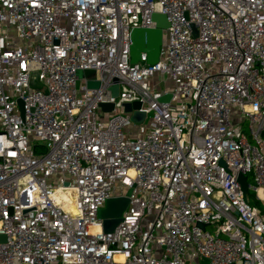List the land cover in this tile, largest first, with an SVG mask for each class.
<instances>
[{"label": "built area", "instance_id": "1", "mask_svg": "<svg viewBox=\"0 0 264 264\" xmlns=\"http://www.w3.org/2000/svg\"><path fill=\"white\" fill-rule=\"evenodd\" d=\"M241 174L264 205V0H0V264H264Z\"/></svg>", "mask_w": 264, "mask_h": 264}, {"label": "water", "instance_id": "2", "mask_svg": "<svg viewBox=\"0 0 264 264\" xmlns=\"http://www.w3.org/2000/svg\"><path fill=\"white\" fill-rule=\"evenodd\" d=\"M155 23L154 29H135L132 32V45H131V63L137 64L142 57V54L147 55V62L150 65L156 64L159 61L161 48L164 43V31L170 28V23L167 17L163 14H154L152 17ZM192 30L195 36L197 31L194 26ZM94 72H78L79 79L89 78ZM79 85V84H78ZM101 83L98 81H88L87 87L89 89H100ZM112 97H118L119 87L115 86L111 89ZM171 96H165L160 101L167 102ZM23 111V103L19 102ZM114 104H101L100 108L104 112H112L114 110ZM126 113L132 114L131 121L135 124H142L146 115L139 112L141 103H128L124 105ZM239 182L242 185V190L247 195L250 185L248 178L244 175L239 176ZM134 188H131L125 197L112 198L107 201L105 208L99 211V219L103 222V231L105 234L113 233L121 222L123 213L129 206V198L132 195ZM3 239V237H1Z\"/></svg>", "mask_w": 264, "mask_h": 264}, {"label": "rangeland", "instance_id": "3", "mask_svg": "<svg viewBox=\"0 0 264 264\" xmlns=\"http://www.w3.org/2000/svg\"><path fill=\"white\" fill-rule=\"evenodd\" d=\"M146 124H147V122L145 123V125ZM244 128H245L246 133H248L249 132V123H245L244 124ZM250 182H251V184L253 186L252 178H250ZM248 199H249V203L252 206L258 208L260 213H261V215H264V205L257 201L255 192L253 190H249ZM203 264H207V262H203Z\"/></svg>", "mask_w": 264, "mask_h": 264}]
</instances>
